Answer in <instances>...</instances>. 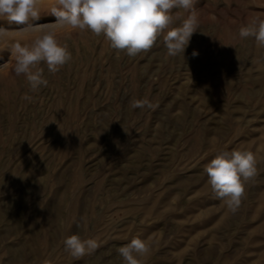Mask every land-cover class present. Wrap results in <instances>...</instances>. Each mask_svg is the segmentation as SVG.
<instances>
[{"label":"rangeland","instance_id":"1","mask_svg":"<svg viewBox=\"0 0 264 264\" xmlns=\"http://www.w3.org/2000/svg\"><path fill=\"white\" fill-rule=\"evenodd\" d=\"M54 4L41 0L34 23L51 25ZM194 9L184 56L161 40L130 58L103 35L55 27L72 59L54 75L42 64L38 92L14 74L10 48L40 33L0 18V264H123L117 248L136 237L150 245L143 264L264 260V47L239 37L264 0ZM143 98L155 110L131 108ZM232 150L258 161L235 213L204 172ZM73 234L99 247L74 260L63 245Z\"/></svg>","mask_w":264,"mask_h":264},{"label":"clouds","instance_id":"2","mask_svg":"<svg viewBox=\"0 0 264 264\" xmlns=\"http://www.w3.org/2000/svg\"><path fill=\"white\" fill-rule=\"evenodd\" d=\"M40 3L41 0H0V18L22 26L19 27L22 32L40 33L30 44L17 41L10 48L15 57L14 74L26 79L31 92L48 85L42 64L54 75L72 59L68 45L56 38L57 26L88 31L97 37L103 35L112 49L123 51L130 58L150 51L161 40L167 56H184L199 28L194 9L196 0H55L48 10L55 17L51 25L34 23L41 19ZM180 10L186 15L182 16ZM7 34L8 29L0 26V39ZM239 37H251L257 46L264 47V18L254 17L247 25H242ZM197 55L194 50L192 56ZM23 99L31 100L32 97L25 95ZM130 106L142 110L157 107L148 98L134 99ZM257 163L251 151L232 150L216 155L205 165L204 172L215 198L229 211L235 213L240 207L246 184L258 174ZM63 245L74 260H80L99 247L96 238L82 239L78 234L66 237ZM117 252L123 264H143L141 258L150 252V245L136 237L119 246Z\"/></svg>","mask_w":264,"mask_h":264},{"label":"bare ground","instance_id":"3","mask_svg":"<svg viewBox=\"0 0 264 264\" xmlns=\"http://www.w3.org/2000/svg\"><path fill=\"white\" fill-rule=\"evenodd\" d=\"M260 264H264V260H262V261L260 262Z\"/></svg>","mask_w":264,"mask_h":264}]
</instances>
